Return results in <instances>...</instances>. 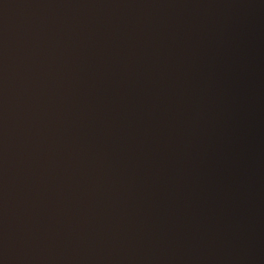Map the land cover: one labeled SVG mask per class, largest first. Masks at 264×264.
Instances as JSON below:
<instances>
[{
  "label": "water",
  "instance_id": "95a60500",
  "mask_svg": "<svg viewBox=\"0 0 264 264\" xmlns=\"http://www.w3.org/2000/svg\"><path fill=\"white\" fill-rule=\"evenodd\" d=\"M0 264H264V0H0Z\"/></svg>",
  "mask_w": 264,
  "mask_h": 264
}]
</instances>
